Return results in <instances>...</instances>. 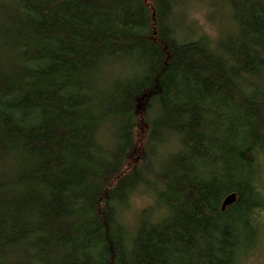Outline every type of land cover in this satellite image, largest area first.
<instances>
[{"label": "trees", "instance_id": "1", "mask_svg": "<svg viewBox=\"0 0 264 264\" xmlns=\"http://www.w3.org/2000/svg\"><path fill=\"white\" fill-rule=\"evenodd\" d=\"M217 1L231 27L214 40L189 35L192 0H0V264H238L256 247L264 0Z\"/></svg>", "mask_w": 264, "mask_h": 264}, {"label": "rangeland", "instance_id": "2", "mask_svg": "<svg viewBox=\"0 0 264 264\" xmlns=\"http://www.w3.org/2000/svg\"><path fill=\"white\" fill-rule=\"evenodd\" d=\"M181 9H184L185 21L192 27L191 30L186 23L188 33L191 36L207 35L216 40L231 27L228 7L217 0H192L190 4L183 6ZM146 134L145 126L139 128L137 137L139 148L145 144ZM137 164L138 161L132 159L131 167ZM257 185L264 196V162H262L260 168ZM151 202L146 191H139L131 197L130 204L122 215L130 230L135 229L139 214L143 209L149 207L152 204ZM255 216L258 223L257 245L248 253L240 255L238 264H264V208L258 210Z\"/></svg>", "mask_w": 264, "mask_h": 264}, {"label": "water", "instance_id": "3", "mask_svg": "<svg viewBox=\"0 0 264 264\" xmlns=\"http://www.w3.org/2000/svg\"><path fill=\"white\" fill-rule=\"evenodd\" d=\"M236 199H237V196L235 193H232V194L228 195L227 197H225V199L223 200V203H222V210H225L227 207H229L233 203H235Z\"/></svg>", "mask_w": 264, "mask_h": 264}]
</instances>
